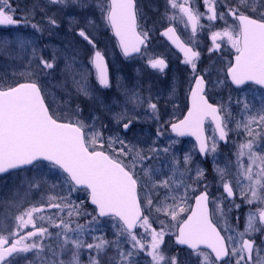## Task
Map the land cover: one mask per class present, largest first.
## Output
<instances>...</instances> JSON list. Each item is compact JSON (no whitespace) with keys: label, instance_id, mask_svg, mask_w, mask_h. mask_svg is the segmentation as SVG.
<instances>
[{"label":"snow or ice","instance_id":"6c2138e0","mask_svg":"<svg viewBox=\"0 0 264 264\" xmlns=\"http://www.w3.org/2000/svg\"><path fill=\"white\" fill-rule=\"evenodd\" d=\"M166 2L181 14L179 17L175 14L169 16L166 11L165 16L169 20L179 19L184 22L185 28L191 26L192 44L196 42L198 29L207 27L212 42L210 52H219L222 43L234 49V63L229 62L227 67V77L233 85L239 88L251 82L264 88V0H202L204 11L189 6L195 0ZM47 4L65 10L75 8L85 14L83 18L86 24L78 28L77 34L93 49L89 63L101 88L111 86L106 57L87 30L89 26H95L97 14L104 26L111 29L125 58L133 54L145 55L142 47L147 48L150 33L138 24L135 0H47ZM40 10L45 11L43 7ZM17 11L18 6H14L12 0H0V26H19L23 23L41 34L46 29L50 31L59 27L55 16L47 15L46 11L45 25L32 22L34 10L25 11L20 16H17ZM201 18L207 20L208 25L201 24ZM68 19L70 27L76 23L75 16ZM217 21H222L223 26L211 30ZM161 34L183 53L182 62L191 67L194 80V86L189 88L190 107L187 115L179 122L171 123V131L177 137H195L199 154L213 157L214 170L223 193L214 197L207 183H199L205 176V170L199 166L189 177L192 183L175 180L173 177L178 169L175 168L177 162L174 154L173 177L155 178L153 170L145 167L144 162L159 159L161 152L169 153L171 145L176 143L174 140L162 149L153 141L148 147L149 154L144 155L136 145L110 135L107 149L115 152L116 157L109 154L102 131L94 122L86 123L80 118L79 105L72 112L74 119H69L66 115L57 116L47 103L48 90L45 85L47 77L51 75L50 70L56 67L57 54L53 52L51 58H45L34 40L19 35L14 40L0 39V55L9 58L17 55L13 46L21 51L26 46L31 47L28 68L21 73L27 82L13 84L7 78H0V174L25 166L40 169L42 162H47L52 169L65 174L64 184L69 192H86L95 206V215L87 214L92 215L88 223L100 224V218L107 217L114 229V239L111 241L102 236H93L94 242H87L85 225L77 223L75 228L72 227L75 222L72 217L81 215L80 206L65 196H48L47 207L61 212L66 210L67 218L61 217L57 222L51 216L35 215L44 212L43 205L23 207L32 190L41 186V182L33 178L26 181L27 191L14 204L22 210L14 217L11 214L5 217L0 213V264H65L62 258L65 253L70 254L67 264H81V250L84 248L95 252V255L89 253V264H102L101 254L108 248L115 252L114 256L109 257V264H140L143 257L148 258L144 264H181L177 255L168 253L165 237L170 235L175 237L177 245L187 246L191 250L190 256L197 258L195 264H264V239L257 244L253 238L257 233L264 237V152L254 149L255 138L264 139V100L254 115L251 114L252 105L247 98L236 101L243 103L248 113L247 120L237 122L236 127L242 128L253 139L238 146L235 187L239 189L244 203L256 205L255 211L249 208L245 214L241 231L228 219L233 207H241L233 199L235 189L225 179L226 169L215 165L219 141L227 143L231 114L222 106L209 102V80L206 78L209 70H197L200 52L182 42L174 27H167ZM75 63L76 55L73 54L66 68H71ZM148 64L161 73L167 68L163 58L149 57ZM89 75L90 71L85 68L73 77L72 84L78 93L91 99L94 93L88 84ZM217 83L223 82L218 80ZM122 94L125 97L124 110L114 113L113 119L122 125L125 132L131 128L134 119H139L134 115L136 109L145 104V114L150 112L151 119L160 120L157 103L153 102L151 94L145 98L135 88L124 89ZM128 104L133 106L131 112ZM208 120L214 126L211 136L205 135V122ZM163 127V124L157 126L158 138L164 135ZM116 143L121 145L118 150L114 148ZM256 147L259 148V145ZM190 163L191 156L186 154L184 165ZM137 165L142 167L145 177L143 199L138 190L141 189V181L134 171ZM160 188L166 190L163 195ZM189 190L193 193L191 197L188 196ZM189 199L194 200V206L188 203ZM225 200L230 201L227 212L221 206ZM217 218L223 220V227ZM9 219L14 220V224L9 225ZM45 219L50 226L59 229L55 234L56 249L43 242L53 236L48 227L36 222ZM236 220L239 222V216ZM28 228L31 230L25 232ZM95 230L88 229L87 234ZM45 249L49 254H45ZM29 253L33 255L29 257Z\"/></svg>","mask_w":264,"mask_h":264},{"label":"rangeland","instance_id":"374dc122","mask_svg":"<svg viewBox=\"0 0 264 264\" xmlns=\"http://www.w3.org/2000/svg\"><path fill=\"white\" fill-rule=\"evenodd\" d=\"M139 11L140 26L149 31V42L147 48L143 50L145 55L139 57L134 62H124L120 56L118 49L111 37L109 29L106 28L99 20L98 14L95 17V26H89L88 32L94 39L97 47L105 53L106 60L109 64L110 87L101 88L95 78V70L89 63L90 56L93 49L81 37L78 36L77 30L84 27L86 24L84 13L75 8L63 9L60 6H52L47 4V0H26V7L24 11L34 10L35 16L32 22L46 24L45 11L47 15H54L59 22L58 28H53L50 31L45 30L42 34L35 32L30 25L21 23L19 26H0V39L14 40L17 35L24 37L28 40H34L45 58H51L53 52L57 54L56 67L51 71V75L47 77L46 88L48 90L47 103L51 105L52 110L57 116L66 115L69 119H74L72 112L75 111L76 106L79 105L81 112L80 118L86 123H95L96 127L102 131L105 148L109 154L116 157V153L111 149H107V141L110 135L117 136L126 140L130 145H136L137 148L144 154L148 155V147L153 144L159 148L168 147L171 141H176L171 145V151L167 154L161 152L159 159L147 160L144 162L145 167H150L153 170L156 179L163 176L173 177V154L175 155V168L178 169L174 175L175 180H183L185 184L192 183L189 178L194 175L197 166L205 170L204 179L199 183L202 185L207 183L209 190L214 197H218L223 193V188L220 187V180L214 170L213 157L207 156V160L201 163L196 159L197 153L195 146L190 141H179L172 135L169 130L171 123L180 121L187 110V97L189 88L194 86L192 78V70L189 65H186L182 60L177 57L167 44L160 41L157 37V31L166 27L170 23L177 25L180 34L183 36L185 42L191 43V32L189 27L185 28L184 22L177 20H169L165 16L167 11L168 15L175 14L179 17L181 14L178 9H171L166 0H136ZM182 3L183 0H178ZM190 7H197L200 11H204L202 0H195V3L189 4ZM41 7L45 11H41ZM255 15V14H253ZM69 16L76 17V23L70 27ZM208 21L201 18V24L208 25ZM223 26L222 21L215 22L211 30H218ZM210 31L207 27L198 29L195 37V44H192L195 50L200 52V58L197 61L198 72L203 69L209 70V75L206 77L209 80L207 85V94L209 102L222 106L227 112H230L228 127L229 131L226 144L219 142L218 150L215 159V165L220 168L226 169L225 179L230 181L235 189L234 200L236 204H240L239 209L233 210L228 213L229 222L237 225L242 231L245 223V214L249 208L255 211L256 205H247L240 198L239 189L236 185V152L241 143H245L253 137L247 136L243 129H237V122H244L247 120L248 113L243 108V103H237V99L241 101L245 98L248 99L252 105V113L255 114L256 110L260 107V103L264 100V92L255 87H246L243 90L235 91L231 88L226 77V70L231 58L235 55L234 49L230 45L222 43L219 52L209 49L212 47L210 40ZM15 48V58L0 55V78H7L9 83H23L27 82L21 73L25 72L28 68L27 60L31 57V47L26 46L25 50L21 51L17 46ZM76 55V63L71 68H66V64L71 62L72 55ZM163 58L167 64L164 72L161 73L156 69H152L148 64V58ZM87 68L91 75L88 76V84L93 90V98L85 97L78 93L72 84L73 77ZM76 78H79L78 76ZM223 83H217V81ZM137 89L142 96L147 98L151 94L153 102L157 103L160 120L156 121L150 118V112L146 115L147 105L136 109L134 115L139 119H134L131 128L125 132L122 125H118L114 119L113 114L124 110V89ZM173 89L175 91H173ZM132 105L128 104L127 108L131 112ZM224 114V113H222ZM158 124H163L164 135L162 137L156 136ZM255 127V125H253ZM207 136H211L213 126L210 122L206 123ZM259 145V148L256 145ZM121 145L116 143L115 149H119ZM254 149L258 152H264V139L259 137L255 138ZM188 154L191 156V163L184 165V156ZM124 159L123 157H117ZM127 162V161H126ZM245 164L247 158H244ZM201 163V164H200ZM156 170H159L157 173ZM138 178L141 181V198L143 199L142 188L144 185L145 177L143 175L142 167L137 165L134 169ZM190 173V175H188ZM37 179L41 182L39 189H33L31 194L25 199L23 207H28L32 204L37 206H44V212L35 214L37 216L43 215L46 218L51 216L57 222L61 217H66L65 212H61L56 208L47 207L48 196H65L70 198L80 208L88 201V195L83 192H69V188L64 184V175L58 169H52L50 166L42 164L40 169L32 168L29 170L13 173L0 178V213L5 217L15 216L22 209H17L14 204L27 191L26 181ZM171 183V180H170ZM246 183V182H245ZM183 191V189H180ZM200 190H203L202 188ZM161 195L166 191L163 188L159 189ZM193 193L189 190L188 196L191 197ZM226 196V194H224ZM56 202H60L57 200ZM82 202V203H81ZM193 200L189 199L188 203L192 205ZM230 201L225 200L221 205L225 212ZM84 212V211H83ZM234 213L236 214L234 216ZM85 214V212H84ZM187 214V213H186ZM185 214V215H186ZM239 216V222L236 217ZM76 217H72L75 221L72 227L75 228L77 221ZM90 218L86 217V220ZM101 221V220H100ZM9 225L14 224V220L7 221ZM37 224H43L48 227L49 232L53 234L51 238L45 239L43 242L46 245H52L53 249L57 248V241L55 234L59 229L52 227L47 222L37 220ZM87 221L85 240L87 242H94L93 236L101 237L100 230L105 228L102 222L100 224H89ZM217 222L223 227V220L217 218ZM112 237L114 229L111 223L106 225ZM158 227V225H157ZM95 228L96 230L91 234H87L88 229ZM30 231V228L25 229ZM257 244L262 242L261 234L257 233L253 237ZM166 245L169 255H177L178 261L181 264H195L196 257L190 256L187 251H175L174 240L175 237L170 235L165 237ZM111 241V240H109ZM125 247H127L125 245ZM86 249V248H84ZM81 250V254L83 255ZM87 251V250H86ZM45 254H49L45 249ZM31 257L33 254H27ZM95 255V252L93 253ZM115 252L112 248H108L101 254V262L108 264L109 257L114 256ZM143 257V254H141ZM65 264L70 259V254L65 253L62 257ZM81 264H85L80 256ZM148 259L143 257L141 261L143 264Z\"/></svg>","mask_w":264,"mask_h":264},{"label":"water","instance_id":"95a60500","mask_svg":"<svg viewBox=\"0 0 264 264\" xmlns=\"http://www.w3.org/2000/svg\"><path fill=\"white\" fill-rule=\"evenodd\" d=\"M191 27V26H190ZM165 31V30H164ZM162 33V32H161ZM159 34V36L171 47V49L174 51V52H176L177 54H178V56L183 60V53L167 38V37H165V36H163L162 34ZM177 33V32H176ZM178 35V34H177ZM113 36H114V34H113ZM114 38H115V40L117 41V39H116V37L114 36ZM182 41V40H181ZM118 42V41H117ZM120 48V47H119ZM143 48V47H142ZM120 51H121V49H120ZM122 53V52H121ZM137 55H139V54H133V56L132 57H134V56H137ZM125 58V57H124ZM129 58H131V57H129ZM126 59H128V58H126ZM232 63H234V58H233V61H232ZM226 76H227V71H226ZM228 78V81H229V83H230V85L232 86V88L233 89H235V90H240V89H242V88H244V87H247V86H255V87H257V88H260V89H262L263 91H264V88H262V87H260V86H258V85H255V84H252L251 82H249V83H246L245 85H242L241 87H239V88H237L235 85H233L232 83H231V80H230V78L229 77H227ZM189 107H190V94H189V96H188V108H187V111H186V113L184 114V116H183V118L187 115V112H188V109H189ZM182 118V119H183ZM208 121H210V120H208ZM211 122V121H210ZM205 124H206V122H205ZM169 130L171 131V126L169 127ZM172 132V131H171ZM174 136H176L175 135V133H172ZM205 135H206V131H205ZM207 136V135H206ZM177 137V136H176ZM179 140H191V141H193L194 142V144H195V146H196V150H197V153H198V155H199V157L201 158V160L203 161V162H205L206 161V157H203V156H201L200 154H199V151H198V144H197V142H196V139H195V137H193V136H184V137H177ZM222 144H225V142L224 141H220ZM42 164H47V162H42ZM30 168H32L31 166H25L24 168H21V169H16V170H10L9 172H6V173H3V174H0V177H4V176H7V175H9V174H11V173H15V172H19V171H23V170H27V169H30ZM65 175V174H64ZM194 200H193V203H192V205L194 206ZM88 204H89V206L90 207H92L93 209H95V206L94 205H92L91 204V202H90V199H89V197H88ZM104 219H108L107 217H102V218H100V220H104ZM174 244H175V246L178 248V249H181V250H187L188 252H190L191 253V250L190 249H188L187 248V246H182V245H177L176 243H175V241H174ZM203 247V246H202ZM205 251H208L207 249H204Z\"/></svg>","mask_w":264,"mask_h":264},{"label":"trees","instance_id":"16d2710c","mask_svg":"<svg viewBox=\"0 0 264 264\" xmlns=\"http://www.w3.org/2000/svg\"><path fill=\"white\" fill-rule=\"evenodd\" d=\"M12 3L14 6H18V11H17V16H20L23 12H25L23 9L26 7V0H12ZM196 159L198 161H200L199 157L196 156ZM201 162V161H200ZM202 163V162H201ZM200 163V164H201ZM190 175V173L188 174ZM81 210V215L79 217H76V221L77 223L81 224V225H85L87 226V221H90L92 219V215H95V212L94 210L88 205V203L86 202L84 207L82 206L80 208ZM85 214H84V212ZM88 213H91L92 215H87ZM236 214L234 213V216ZM86 217L90 218L89 220H86ZM101 222L103 223V225H105V228L102 230H100V235L102 237H104L105 239H108V240H113L114 239V235L112 237V233L110 232L109 228L106 226L108 225L109 223H111V221L109 219L107 220H101ZM87 250V251H86ZM175 251H179L176 247L174 248ZM91 252V254L93 255L94 253V250H88V249H84L82 251L83 255L81 254L82 256V261L85 263V264H89V261H88V257H89V253ZM109 262V261H108ZM103 264V263H102ZM109 264V263H108ZM140 264H143V261L140 260Z\"/></svg>","mask_w":264,"mask_h":264},{"label":"flooded vegetation","instance_id":"af4514ba","mask_svg":"<svg viewBox=\"0 0 264 264\" xmlns=\"http://www.w3.org/2000/svg\"><path fill=\"white\" fill-rule=\"evenodd\" d=\"M135 3H136V6H137V9H138V5H137V1L135 0ZM184 21L186 22V17L184 18ZM138 24L140 25V18H139V11H138ZM169 26H171V27H174L175 29H176V32L179 34V36L181 37V39L184 41V39H183V36L180 34V31L178 30V28H177V25L175 24V23H170L169 25H167L166 27H164V28H162L161 30H159V31H157V37H158V39L160 40V41H162L163 43H165L162 39H160V36H159V34L162 32V31H164L167 27H169ZM141 28H142V26H140ZM189 27V30H190V32H191V27L190 26H188ZM109 29V31H108V33L110 32V34H111V37H112V39H113V41H114V43H115V45H116V47H117V49H118V52H119V54H120V56L122 57V59H123V61L124 62H131V61H135L136 59H138L139 57H141V55L140 56H138V57H133V58H130V59H125L124 57H123V55L121 54V52H120V49H119V45H118V43H117V41L115 40V38L112 36V31H111V29L110 28H108ZM148 42H149V40L147 41V44H148ZM185 42V41H184ZM187 45H189V46H192L193 47V45L192 44H189V43H187V42H185ZM195 49V48H194ZM143 50H144V48H143ZM143 50H142V52H143ZM234 58V56L231 58V62H232V59ZM106 63H107V66H108V73H109V75H110V69H109V64H108V61L106 60ZM243 90V89H242Z\"/></svg>","mask_w":264,"mask_h":264}]
</instances>
